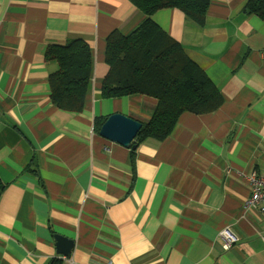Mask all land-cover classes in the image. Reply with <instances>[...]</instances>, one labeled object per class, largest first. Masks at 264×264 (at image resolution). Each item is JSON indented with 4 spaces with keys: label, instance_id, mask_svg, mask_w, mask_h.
I'll list each match as a JSON object with an SVG mask.
<instances>
[{
    "label": "crops",
    "instance_id": "1",
    "mask_svg": "<svg viewBox=\"0 0 264 264\" xmlns=\"http://www.w3.org/2000/svg\"><path fill=\"white\" fill-rule=\"evenodd\" d=\"M246 1L210 0L203 25L178 8L151 15L221 103L131 148L100 136L94 118L143 123L157 104L100 94L107 35L127 34L143 12L131 0H0V264H264V215L245 204V176L264 174V22ZM74 38L91 53L80 111L52 104L57 64L43 57ZM225 227L238 237L228 248Z\"/></svg>",
    "mask_w": 264,
    "mask_h": 264
},
{
    "label": "trees",
    "instance_id": "2",
    "mask_svg": "<svg viewBox=\"0 0 264 264\" xmlns=\"http://www.w3.org/2000/svg\"><path fill=\"white\" fill-rule=\"evenodd\" d=\"M144 17L127 34L114 30L105 41L104 75L100 94L103 98L145 94L157 100L150 118L143 122L136 141L162 140L173 129L183 111L207 113L221 103L217 88L203 70L185 53L182 45L161 29L151 15L161 8H178L186 18L203 25L210 0H131ZM243 11L264 22V0H247ZM45 61H55L57 69L49 74L50 100L60 109L80 111L91 69V53L79 38L48 43ZM104 117L94 118L99 129ZM5 184L0 179V193Z\"/></svg>",
    "mask_w": 264,
    "mask_h": 264
},
{
    "label": "water",
    "instance_id": "3",
    "mask_svg": "<svg viewBox=\"0 0 264 264\" xmlns=\"http://www.w3.org/2000/svg\"><path fill=\"white\" fill-rule=\"evenodd\" d=\"M142 122L122 113L109 114L98 129V134L103 138L115 141L123 146L135 148L133 143ZM57 245L61 248L60 253L69 256L71 241L56 236Z\"/></svg>",
    "mask_w": 264,
    "mask_h": 264
},
{
    "label": "built area",
    "instance_id": "4",
    "mask_svg": "<svg viewBox=\"0 0 264 264\" xmlns=\"http://www.w3.org/2000/svg\"><path fill=\"white\" fill-rule=\"evenodd\" d=\"M249 182L250 195L245 201L247 206H259L260 211L264 215V174L258 175L252 172L245 176ZM224 239V247L228 248L238 240L237 235L228 227H225L220 232ZM106 264H110L108 261Z\"/></svg>",
    "mask_w": 264,
    "mask_h": 264
}]
</instances>
